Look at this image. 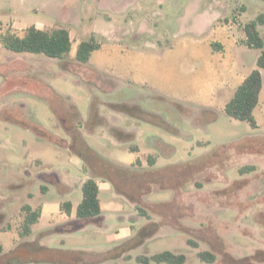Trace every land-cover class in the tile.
Instances as JSON below:
<instances>
[{
  "label": "rangeland",
  "instance_id": "obj_1",
  "mask_svg": "<svg viewBox=\"0 0 264 264\" xmlns=\"http://www.w3.org/2000/svg\"><path fill=\"white\" fill-rule=\"evenodd\" d=\"M260 13L264 0H0V34L65 27L72 40L64 59L0 44V264H139L163 250L264 264V118L253 128L226 114L211 50L219 42L240 77L258 68L243 26ZM92 34L101 47L80 63ZM90 177L104 210L80 218ZM43 204L21 236L24 205Z\"/></svg>",
  "mask_w": 264,
  "mask_h": 264
},
{
  "label": "trees",
  "instance_id": "obj_2",
  "mask_svg": "<svg viewBox=\"0 0 264 264\" xmlns=\"http://www.w3.org/2000/svg\"><path fill=\"white\" fill-rule=\"evenodd\" d=\"M264 25V13L258 14L254 19L249 20L243 26L245 33V45L250 48L260 49V53L256 59L258 68L264 69V41L260 36L258 27ZM0 44L9 50L15 52L41 53L51 58L64 59L72 49V40L70 32L65 27H53L50 29H40L34 25H30L23 30L22 34L7 30L0 34ZM216 50L218 45H212ZM101 47V43L95 35H90L86 39H82L76 45L75 58L80 63H87L95 50ZM258 68L251 72L243 79V81L235 88L231 98L225 103L224 110L226 114L237 120L248 122L253 128L257 127L253 110L258 104L259 93L262 88V77ZM203 145L205 143L198 142ZM130 151H138L136 145H132ZM150 165L156 162L152 155L147 156ZM136 162L139 160L136 159ZM134 161V162H135ZM133 164V163H132ZM113 168V167H112ZM114 169V168H113ZM254 169L253 165H246L239 169L240 172H248ZM82 198L76 206V216L80 218H90L101 214L99 186L93 177L87 178L82 183ZM67 214L70 213L71 203L66 201L62 204ZM25 215L22 221L21 236H25L31 232V225L38 221L39 210H34L30 205L23 207ZM187 242L193 246L196 243L187 239ZM3 252V245L0 242V254ZM198 257L201 261L212 264L216 261V255L210 250L198 251ZM139 264H184L186 261L185 254L174 253L170 250H163L151 255L139 254L136 256ZM51 264V263H38Z\"/></svg>",
  "mask_w": 264,
  "mask_h": 264
},
{
  "label": "crops",
  "instance_id": "obj_3",
  "mask_svg": "<svg viewBox=\"0 0 264 264\" xmlns=\"http://www.w3.org/2000/svg\"><path fill=\"white\" fill-rule=\"evenodd\" d=\"M258 29H259V27H258ZM215 32H216L215 35L217 37L216 39L221 41L222 44H226V43L230 42L231 39H232L231 35L228 34L226 26L217 27L215 29ZM244 41H245V38H244ZM214 43L215 44L217 43L216 45H218V49L217 50L212 46ZM214 43H211V50L214 51V52L221 53V56H222V58H221L222 67H221V70L218 71L219 81L216 82V87L213 90L218 95H220L221 97L223 95H226L227 98H226L225 101L227 102L231 98V96L233 95L235 88L243 81V79L251 71H248L246 69V71L244 72L243 76L240 77V67H239L238 62H236V60L234 58H232L231 56H227L228 51H225L224 53L220 52V50L222 49V45L219 42L215 41ZM261 77H262V88H261L260 93H259L258 104L256 105V107L253 110V114H254V117H255V120H256L257 127H259L261 125V122L258 119V116L256 115V111H258L259 116L264 118V108H260L261 94H262L263 89H264V78H263L262 73H261ZM98 186H99V184H98ZM99 190H100V188H99ZM70 203H71V210H70V213L68 215L69 216H73L74 205H73L72 202H70ZM100 206H101V210H104V205L101 203V201H100ZM45 209H46L45 208V204H43V205L38 207L39 218L41 217V214L45 211ZM60 209H61V205H60ZM61 211L65 212V210L63 208L61 209ZM75 214H76V207H75ZM39 218H38V220H39Z\"/></svg>",
  "mask_w": 264,
  "mask_h": 264
}]
</instances>
